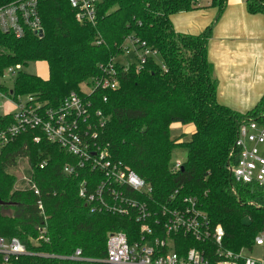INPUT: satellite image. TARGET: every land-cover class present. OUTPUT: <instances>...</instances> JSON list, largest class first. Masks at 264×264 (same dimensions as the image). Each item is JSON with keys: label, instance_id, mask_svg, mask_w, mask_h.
<instances>
[{"label": "trees", "instance_id": "1", "mask_svg": "<svg viewBox=\"0 0 264 264\" xmlns=\"http://www.w3.org/2000/svg\"><path fill=\"white\" fill-rule=\"evenodd\" d=\"M21 1L25 0H0V9ZM226 3L211 0L217 9L215 22ZM37 4L39 34L18 38L0 31V78L9 67L36 62L47 64L49 77L21 70L10 87L0 85V89L12 91L14 100L32 96L44 106L57 107L72 92L83 94V84L89 86L102 77L104 68L124 54L129 38L145 42L160 61L149 58L144 69L136 64L126 71L119 68L120 88L98 90L90 97L91 111L103 118L97 127L98 143L149 183L157 198L177 188L197 198L212 226L224 229L223 248L235 254L248 251L264 226V207L248 205L256 196L234 183L227 166L240 123L264 111V97L246 113L218 102L209 59L215 22L199 35L177 33L172 24L174 15L194 11L201 0H99L94 26L76 19L77 10L69 0H37ZM246 8L252 15L264 16V0H246ZM14 122L12 114L0 116V131ZM176 124L194 127L191 141L178 142L182 136L172 139ZM36 136L41 137L39 143L34 142ZM178 146L187 149V160L174 172L171 160ZM23 158L33 170L32 182L40 195L15 189L18 179L10 169ZM76 162L40 130H27L1 150L0 237L18 238L29 252L7 264H106L109 234H130L135 227L129 219L90 211L78 193L88 173L64 174L65 167ZM77 249L93 262L47 256L68 257Z\"/></svg>", "mask_w": 264, "mask_h": 264}, {"label": "built area", "instance_id": "2", "mask_svg": "<svg viewBox=\"0 0 264 264\" xmlns=\"http://www.w3.org/2000/svg\"><path fill=\"white\" fill-rule=\"evenodd\" d=\"M98 1L69 0L72 8L77 10L76 19L93 26L97 20ZM0 31L18 38L29 32L39 34L42 25L37 0H25L1 8ZM130 46L136 52L141 51L139 65H136L140 69L145 68L149 58L156 60L158 56L156 51L147 48L145 42L138 44L132 38L124 46V54L130 53ZM129 67L114 62L111 67L104 68L102 77L89 84L88 92H72L57 107L44 106L32 96L14 100L12 91L0 89V104L1 100H5L15 109V112L8 113L13 115L15 122L0 131V152L19 135L33 129L40 130L50 142L77 159L76 165L65 167L64 174L79 177L81 171L88 173L89 177L81 181L78 193L90 211L107 212L135 224L130 234H109L106 264H264V226L254 237L248 251L235 254L225 250L224 229L212 226L207 214L200 209L197 198L185 194L182 188L175 189L163 199L157 198L149 183L123 162L116 161L98 143L97 127L103 118L100 112L91 111L90 97L98 90L110 92L120 88L117 78L119 68L126 71ZM162 68L165 69V66L162 65ZM21 70L20 65L7 68L1 75L0 85L10 87L9 81L15 79ZM106 100L107 97H104ZM40 141V136L34 138V142ZM183 164L177 160L170 168L177 172ZM227 167L234 183L246 188L251 196H256L248 200V205L264 207V111L240 123ZM26 181L30 185L27 190H34L36 195H40L32 177ZM232 191L237 195L235 187ZM260 194L262 198L258 199ZM38 205L44 214L42 202L39 201ZM45 233L44 228L41 234ZM45 239L46 242L49 240ZM256 249L260 252L254 256ZM28 254L25 244L18 238L0 237L3 264ZM47 256L93 262L85 258L80 249L68 257Z\"/></svg>", "mask_w": 264, "mask_h": 264}, {"label": "crops", "instance_id": "3", "mask_svg": "<svg viewBox=\"0 0 264 264\" xmlns=\"http://www.w3.org/2000/svg\"><path fill=\"white\" fill-rule=\"evenodd\" d=\"M216 16L211 0H201L194 11L174 15L172 24L177 33L199 35ZM209 59L218 84V100L230 102L222 105L240 113L253 109L264 97V16L248 13L246 0H227L212 29ZM172 130L192 136L194 127L176 124Z\"/></svg>", "mask_w": 264, "mask_h": 264}, {"label": "rangeland", "instance_id": "4", "mask_svg": "<svg viewBox=\"0 0 264 264\" xmlns=\"http://www.w3.org/2000/svg\"><path fill=\"white\" fill-rule=\"evenodd\" d=\"M130 53L129 54H121L119 55L117 58H115V62L118 63L121 66H131V65H139V59H138V55H141V51H135L133 49V47H131ZM157 61H160L159 56L156 57ZM22 70L25 71L26 73L29 74H33V75H37L39 77L42 78H48V66L46 63L44 62H36V63H30L28 64V66L22 67ZM14 79H11L8 83V85H12ZM81 89L84 92H88L89 88H88V84H83L81 86ZM218 102L220 104H225V103H230L227 100H218ZM227 105V104H226ZM15 112V109L12 107L11 104L7 103L5 100H1V104H0V116H4L7 113H13ZM184 134V135H183ZM182 138L180 140H178V142H189L192 139L191 134H185V133H181L179 131H171V137L172 139H179V137ZM177 160L181 161L182 163H184L187 160V149L181 146H178L177 148H175L174 152H173V157L171 160V165H173ZM10 172L15 174L17 176V182L15 185V189L16 190H26L29 188V184L27 183L26 179H29L32 177V169L30 167V164L28 162L27 159H19L17 161V165L14 168L10 169ZM26 178V179H24ZM11 213V211H10ZM9 213V214H10ZM260 250L256 249L255 252L253 253L254 256H257L259 254ZM245 255H250L248 253H245Z\"/></svg>", "mask_w": 264, "mask_h": 264}, {"label": "water", "instance_id": "5", "mask_svg": "<svg viewBox=\"0 0 264 264\" xmlns=\"http://www.w3.org/2000/svg\"><path fill=\"white\" fill-rule=\"evenodd\" d=\"M0 204H2V202L0 201Z\"/></svg>", "mask_w": 264, "mask_h": 264}]
</instances>
